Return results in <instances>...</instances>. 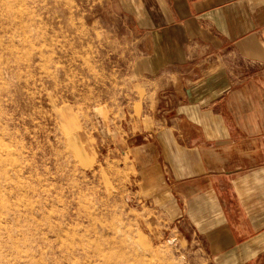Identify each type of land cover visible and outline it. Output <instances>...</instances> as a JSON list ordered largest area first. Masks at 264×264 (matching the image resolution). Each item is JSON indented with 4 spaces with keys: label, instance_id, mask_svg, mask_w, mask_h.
Instances as JSON below:
<instances>
[{
    "label": "rangeland",
    "instance_id": "rangeland-1",
    "mask_svg": "<svg viewBox=\"0 0 264 264\" xmlns=\"http://www.w3.org/2000/svg\"><path fill=\"white\" fill-rule=\"evenodd\" d=\"M131 3L0 0V264H213L135 192Z\"/></svg>",
    "mask_w": 264,
    "mask_h": 264
},
{
    "label": "crops",
    "instance_id": "crops-1",
    "mask_svg": "<svg viewBox=\"0 0 264 264\" xmlns=\"http://www.w3.org/2000/svg\"><path fill=\"white\" fill-rule=\"evenodd\" d=\"M132 1L135 192L213 264H264V0Z\"/></svg>",
    "mask_w": 264,
    "mask_h": 264
}]
</instances>
